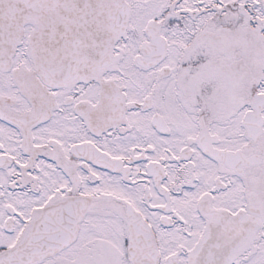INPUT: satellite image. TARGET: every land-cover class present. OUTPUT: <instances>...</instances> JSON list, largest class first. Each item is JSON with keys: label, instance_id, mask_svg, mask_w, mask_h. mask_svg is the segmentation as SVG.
Masks as SVG:
<instances>
[{"label": "snow or ice", "instance_id": "1", "mask_svg": "<svg viewBox=\"0 0 264 264\" xmlns=\"http://www.w3.org/2000/svg\"><path fill=\"white\" fill-rule=\"evenodd\" d=\"M0 264H264V0H0Z\"/></svg>", "mask_w": 264, "mask_h": 264}]
</instances>
